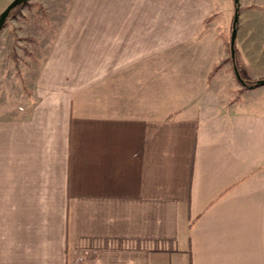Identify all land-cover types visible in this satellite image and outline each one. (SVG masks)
<instances>
[{
  "label": "crops",
  "instance_id": "obj_1",
  "mask_svg": "<svg viewBox=\"0 0 264 264\" xmlns=\"http://www.w3.org/2000/svg\"><path fill=\"white\" fill-rule=\"evenodd\" d=\"M238 9L65 0L17 60L5 44L0 264H264V85L227 59L236 11L235 58L264 77V0Z\"/></svg>",
  "mask_w": 264,
  "mask_h": 264
},
{
  "label": "rangeland",
  "instance_id": "obj_2",
  "mask_svg": "<svg viewBox=\"0 0 264 264\" xmlns=\"http://www.w3.org/2000/svg\"><path fill=\"white\" fill-rule=\"evenodd\" d=\"M12 0H0V13L3 9L11 2ZM231 1V2H229ZM235 0H219V3L222 4V7L227 8V4L232 3ZM65 8V0H29L25 5H17L11 10L9 17L4 25V28L0 31V44L3 45L4 49H0V57L5 55V44L8 47H11V54L15 60L21 55L24 54L26 45L28 42H33L34 35H31V32H34V29H29L28 27H44L52 25L51 18L48 16L51 15V11H56ZM226 14V15H225ZM229 12H224L218 16L219 23L223 29L226 28L227 16ZM236 11L233 14V23L232 30L229 34V41H231L232 33L234 30V20H235ZM40 21H42L40 23ZM47 22V23H46ZM38 32V31H37ZM3 42V43H2ZM227 59L231 60V56ZM235 63L241 72V76L244 78V75L241 71V67L235 58ZM247 83L250 81H257L261 78H253L245 75ZM264 78V77H263ZM257 184L260 187V191L250 193V206H249V222L251 225L250 232L257 235H264V176L261 175L257 180Z\"/></svg>",
  "mask_w": 264,
  "mask_h": 264
},
{
  "label": "water",
  "instance_id": "obj_3",
  "mask_svg": "<svg viewBox=\"0 0 264 264\" xmlns=\"http://www.w3.org/2000/svg\"><path fill=\"white\" fill-rule=\"evenodd\" d=\"M29 0H12L4 9L3 11L0 13V31L1 29L4 27L6 20L11 12V10L13 8H15L17 5L21 4V5H25ZM239 0H235V2H238ZM238 20V12H236L235 15V20H234V30L232 33V37H231V55L233 60L235 59V40H236V35H237V28H236V23ZM234 70L235 73L238 77V79H240V81L242 83H245L244 79L242 78L239 69L237 67V65L234 63ZM255 85H264V78L258 79L255 83ZM253 85V86H255Z\"/></svg>",
  "mask_w": 264,
  "mask_h": 264
},
{
  "label": "trees",
  "instance_id": "obj_4",
  "mask_svg": "<svg viewBox=\"0 0 264 264\" xmlns=\"http://www.w3.org/2000/svg\"><path fill=\"white\" fill-rule=\"evenodd\" d=\"M236 8H237V11H238V10H239V9H238V2H236ZM217 69H218V66H215L214 69L212 70L211 74H214V72H216ZM240 73H241V72H240ZM241 75H242V74H241ZM244 81H245V82H249V81H247L246 79H244ZM250 83H252L251 85H255L256 81H250ZM245 85H247V84H245ZM238 98H239V95H236L234 99L236 100V99H238Z\"/></svg>",
  "mask_w": 264,
  "mask_h": 264
}]
</instances>
